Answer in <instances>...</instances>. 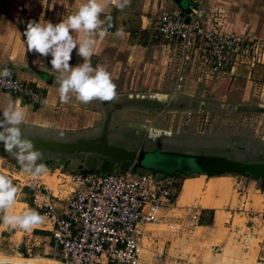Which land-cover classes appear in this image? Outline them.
Masks as SVG:
<instances>
[{"label": "rangeland", "instance_id": "obj_1", "mask_svg": "<svg viewBox=\"0 0 264 264\" xmlns=\"http://www.w3.org/2000/svg\"><path fill=\"white\" fill-rule=\"evenodd\" d=\"M243 5L249 6L248 11L238 13L240 18L238 16L235 18L239 22L235 20L232 25L241 24L244 19L243 22L247 24V27L243 35H247L246 39L257 40L264 54V0H248L247 4ZM163 56L165 57L162 60L163 64L158 63L157 65L171 71L169 73L163 71L164 74L167 73L168 82L173 81L171 91H168L169 85L158 89L149 87L147 82L152 79L148 76L144 65L133 71L135 73L133 78L130 79L127 75L126 78L129 81L133 83L137 81L141 84V87L131 92V101L141 95L147 97L158 94L163 97L162 102L154 108H147L143 105L131 106L132 104L121 108L125 111H134L140 119L134 125L142 126L143 129L112 128L108 132L110 133L109 139L115 142L108 139L107 143L126 150H138L142 147L145 152L142 160L143 168H137L135 171L152 172L156 177L169 173L174 174L173 176H177L181 182L184 180L180 195L188 181L194 186H192V193L186 199L183 200L180 196L174 208L161 213L164 221L154 226L149 225L146 229L156 234L165 231V222L168 218L183 215L182 207L194 200L203 210L214 211L215 216L213 224L208 227L198 225L190 236L170 238L169 253L180 258L179 260L165 261L163 258L155 260L146 250L142 251V257L149 264H263L264 183L262 180L253 179L241 173L207 176L189 168L192 165L184 157L216 155L239 162H264V94L259 97L264 70L256 69V66L263 68L264 66L253 64L248 67L247 63H243L235 68L231 76L226 77L229 84H233L236 88L246 89L248 96L244 102L239 101L241 99L240 89L231 92L232 96H235L233 99H227L224 96L221 97L225 89L222 90L218 83L204 84L202 81V85L198 83L196 86L192 79L194 73H189L187 68L183 73L188 76L185 82L181 83V87L186 84L185 88L192 86L195 89L191 91L192 93H188L187 89L184 91L185 94L191 95L171 97L180 61L171 50L168 53L166 51ZM159 67L157 69H160ZM159 81L162 82V79L159 78ZM223 81L219 83L223 85L225 83ZM219 91L222 93L220 94ZM260 105H262L261 109H259ZM108 109L110 107L105 109L106 118ZM149 128L152 129V133L150 131L148 133ZM154 129L168 132L170 136H163L158 142L152 143L146 136L155 134ZM67 156L70 162L64 160ZM67 156L61 159L57 154L42 153V160H49L48 172L39 178L52 190L53 195L59 197L63 196L65 191L56 178L55 170L58 169V164H60V170H77L78 164L84 166L86 159L92 155ZM0 158H2L0 172L4 174L12 172L15 173L12 174L14 177H24V172L15 157L1 147ZM100 162L97 159L93 161L95 171ZM184 167L186 169H183ZM115 169L116 166H113L112 170ZM205 203L210 204L211 207L206 206ZM14 208H19L17 214L31 209L27 198L21 196ZM0 223V258L22 256L54 260L65 264L59 254L52 255L48 250L40 248L41 241L32 247L31 252L26 253L22 242L27 239L31 231L8 229L7 225L1 221ZM214 245L219 248V252L213 249Z\"/></svg>", "mask_w": 264, "mask_h": 264}, {"label": "built area", "instance_id": "obj_2", "mask_svg": "<svg viewBox=\"0 0 264 264\" xmlns=\"http://www.w3.org/2000/svg\"><path fill=\"white\" fill-rule=\"evenodd\" d=\"M189 10L184 15L188 21L176 10H160L151 21V28L180 61L171 97L185 82L186 68L194 73L192 79L197 86L202 81L215 85L243 63L248 67L264 66L261 44L253 38L246 39L247 35L223 30L220 10L205 12L197 4L190 5ZM10 80L11 83L0 82V92L26 105L38 104L39 94L34 88L14 74ZM263 94L264 78L259 97ZM150 97L144 98L160 100L155 95ZM154 135L147 134L152 143ZM46 161L47 167L49 160ZM58 165L56 178L65 191L61 197L53 195L39 177L33 180L24 171L23 178L9 175L22 189L20 196L27 198L31 209L46 217L37 230L48 232L53 255L59 254L65 264H149L142 257L143 250L155 260L180 259L169 253L170 238L190 236L199 225L203 209L195 200L182 207L183 215L168 218L165 231L156 234L146 229L164 221L161 213L175 207L181 182L178 177H156L152 172L130 169L105 173L94 168L64 171ZM39 241L31 230L22 242L25 252H31ZM213 249L219 252L217 246Z\"/></svg>", "mask_w": 264, "mask_h": 264}, {"label": "crops", "instance_id": "obj_3", "mask_svg": "<svg viewBox=\"0 0 264 264\" xmlns=\"http://www.w3.org/2000/svg\"><path fill=\"white\" fill-rule=\"evenodd\" d=\"M81 2L82 0H0V70L9 67L12 69V74L25 81L39 94L38 104L26 105L19 98L0 92V111L7 106L10 100L18 102L25 109L26 116L21 126L25 137L70 142L80 138L95 139L105 134L108 141L110 138L108 132L112 128L137 127L134 124L140 119L134 111L121 110V108L130 106L131 92L141 87L137 81L134 83L129 81L126 78L127 75L130 79L133 78L135 74L133 71L144 65L148 76L152 79L147 82L149 87L158 89L169 85L168 91H171L173 86V81L169 83L167 80V73H163V71L168 73L171 71L157 65L158 63L163 64L162 60L165 59L163 55L170 49L151 28L154 16L160 10L182 12L187 6L197 4L205 12L220 10L223 30L243 34L247 27V24L243 22L244 19L241 24H232L235 20L238 21L235 18L238 13L247 12L249 7L243 5L247 4L248 0H131L130 5L123 10L109 4L101 15V19L110 18L112 26L108 28V34L104 38L97 37L96 52L91 57V64L93 67L98 64L103 65L112 74L113 82L116 84L117 99L111 102L93 101L82 104L73 97L69 104H63L59 101L57 74L50 71L51 57H41L33 52H27L23 32L30 20L37 22L45 20L53 24L61 22L69 14L77 11ZM121 27L125 35L116 36L117 29ZM73 35L78 34L73 33ZM82 62V58L74 50L70 65L74 67ZM154 67L156 70L153 69ZM158 67L160 69H157ZM258 68L264 70L262 66H256V69ZM226 77L229 76H225L223 85L218 83L222 90L225 89L221 97L233 99L235 96H232L231 92L240 89L241 99L239 101H246L248 96L246 89L234 87L233 84H229V80L226 81ZM159 78L162 82H158ZM185 87L186 84L179 88L175 97L191 95L185 94L184 91L187 89L188 93H192L191 91L195 89L192 86ZM219 93L221 94L222 91ZM43 100H47V104L42 103ZM106 107H110L107 118ZM64 160L69 161V157L67 156ZM1 161L2 158H0ZM78 166H81L80 170L84 169L81 164ZM5 174L12 175V172ZM245 215L247 217V214ZM214 216V211L203 210L199 226H210L214 222ZM39 226L34 228V232L41 241L39 247L48 250L53 255L55 251L50 247L49 234L47 231L37 230ZM7 228L11 229L9 226ZM36 245L37 243L33 244L34 247Z\"/></svg>", "mask_w": 264, "mask_h": 264}, {"label": "clouds", "instance_id": "obj_4", "mask_svg": "<svg viewBox=\"0 0 264 264\" xmlns=\"http://www.w3.org/2000/svg\"><path fill=\"white\" fill-rule=\"evenodd\" d=\"M131 0H82L79 8L61 22L28 21L23 36L27 52L41 57H51L52 72L57 74L59 101L69 104L73 97L82 104L93 101L111 102L117 99L116 84L112 74L103 65L91 64L96 52L97 37L104 38L111 27L110 18L101 19L105 8L110 4L123 10ZM73 33L78 34L74 36ZM116 36L123 37L124 29H117ZM82 58V63L71 66L73 51ZM12 69L5 67L0 71V82L11 83ZM47 104V100L41 101ZM25 109L16 101L10 100L0 111V144L11 153L21 169L33 180L47 174L48 169L42 162V153L31 140L25 137L22 124ZM159 134V133H157ZM22 189L13 179L0 172V221L14 229L31 231L33 227L45 222L35 209L20 214L13 210Z\"/></svg>", "mask_w": 264, "mask_h": 264}, {"label": "water", "instance_id": "obj_5", "mask_svg": "<svg viewBox=\"0 0 264 264\" xmlns=\"http://www.w3.org/2000/svg\"><path fill=\"white\" fill-rule=\"evenodd\" d=\"M189 12V6H187L184 11L179 13L180 16H184ZM184 20L188 21V17L184 16ZM161 102L162 100L141 98L138 101L132 100L130 104H132V106L143 105L148 108H154L158 107ZM135 129L142 130L143 127L137 126ZM26 138L31 140L34 146L39 149L41 153H56L61 157V159L64 158V156L73 154L92 155L86 159L84 164V168L88 170H92L94 168L93 161L96 159L112 163L116 166V169L121 172H125L127 169L135 171L137 168H143L142 160L145 152L142 147L138 150H126L121 147L110 145L107 143L105 134H102L95 139L80 138L70 142H58L32 137ZM154 139V142H158V140L156 141V137ZM0 147L4 148L3 144H0ZM184 159H188V161H190L192 166L189 168L207 176H220L226 173H241L249 175L253 179H260L264 181V162H239L216 155H194L184 157ZM40 162L45 165L47 164V161L44 160H41ZM180 164L182 165V163ZM77 169L80 170L81 166H78Z\"/></svg>", "mask_w": 264, "mask_h": 264}, {"label": "bare ground", "instance_id": "obj_6", "mask_svg": "<svg viewBox=\"0 0 264 264\" xmlns=\"http://www.w3.org/2000/svg\"><path fill=\"white\" fill-rule=\"evenodd\" d=\"M155 96L158 99H162L163 98L162 96H160L158 94H156ZM154 132H156L155 135H154V136H156V141L157 140L159 141L160 138L163 137V136H165V137L170 136V133L165 132V131L154 129ZM157 133H159V134H157ZM192 186L193 185L191 184V182L188 181L187 185H185L184 188H183L182 195H180V191H181V189H180V191L178 192L177 198H176V203L179 202L180 196L184 200V199H186L187 196H189L192 193V191H193ZM205 205L208 206V207H211L210 204H208V203H205ZM12 211H14L15 213H18L19 212V208L15 209V210H12ZM0 263H11V264H60V263L55 262L54 260H43V259H37V258H27V257H22V256L21 257H13V258H0Z\"/></svg>", "mask_w": 264, "mask_h": 264}, {"label": "trees", "instance_id": "obj_7", "mask_svg": "<svg viewBox=\"0 0 264 264\" xmlns=\"http://www.w3.org/2000/svg\"><path fill=\"white\" fill-rule=\"evenodd\" d=\"M1 149H2V147H1ZM113 166L114 165L112 163L108 162V161H101L100 164H99L98 169H96V170L98 172H101V173L110 172L112 170ZM170 175H172V174H170ZM262 182L264 183V181H262Z\"/></svg>", "mask_w": 264, "mask_h": 264}, {"label": "flooded vegetation", "instance_id": "obj_8", "mask_svg": "<svg viewBox=\"0 0 264 264\" xmlns=\"http://www.w3.org/2000/svg\"><path fill=\"white\" fill-rule=\"evenodd\" d=\"M144 98V97H143ZM148 108V107H147ZM183 169H186L185 167Z\"/></svg>", "mask_w": 264, "mask_h": 264}]
</instances>
